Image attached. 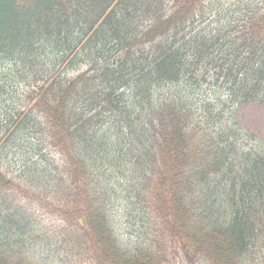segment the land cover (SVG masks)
Listing matches in <instances>:
<instances>
[{"label":"trees","instance_id":"1","mask_svg":"<svg viewBox=\"0 0 264 264\" xmlns=\"http://www.w3.org/2000/svg\"><path fill=\"white\" fill-rule=\"evenodd\" d=\"M210 3L0 0L5 156L31 159L21 177L0 150V264H38L41 233L93 264H164L171 244L264 264V134L237 119L264 108V1L213 20ZM126 158L153 232L133 250L101 180Z\"/></svg>","mask_w":264,"mask_h":264},{"label":"rangeland","instance_id":"2","mask_svg":"<svg viewBox=\"0 0 264 264\" xmlns=\"http://www.w3.org/2000/svg\"><path fill=\"white\" fill-rule=\"evenodd\" d=\"M209 1V0H206ZM210 6L213 10L211 17L215 18V14L232 13V19L235 16L238 18L243 11L241 8H246V3L250 0H210ZM254 1V0H253ZM262 1V0H255ZM5 68V63L0 62V75ZM238 122L243 126H248L255 134H264V108L261 107H243L238 112ZM5 129L0 127V150L2 152V160L4 166L14 169L15 174L21 175L25 172V161L27 165H31L30 152L24 147L17 145V151L13 153L11 150L9 155L5 156ZM27 145V144H26ZM9 151V150H8ZM47 155L52 154L48 149L45 152ZM7 154V153H6ZM128 156L117 155L116 157ZM34 158V157H33ZM36 158V157H35ZM55 163H59L58 156L52 155L50 157ZM115 162V160H113ZM115 166L109 171L103 173L101 180L108 183L107 189V213L110 225L114 234L122 247L133 250L136 246H143L149 239V234H153L152 225L150 223L151 213L144 207L140 197L137 196L136 184L132 181L133 168L130 165L129 158L122 161H116ZM122 179H118L119 176ZM106 194V193H105ZM46 223L53 222L47 215H43L37 210L34 216V221L39 223L40 220ZM30 238L28 243L33 247L31 254L36 259L38 264H93L91 260L88 262H81L75 259L72 255L67 254L63 248L54 244H49L43 239ZM33 242V243H31ZM144 243V244H143ZM165 263L164 264H206L205 261L191 255L181 246L171 244L165 246ZM258 251L253 252L250 257L245 260L246 264H257Z\"/></svg>","mask_w":264,"mask_h":264}]
</instances>
